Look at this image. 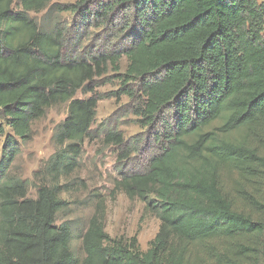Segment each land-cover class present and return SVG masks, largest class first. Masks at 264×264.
<instances>
[{
    "label": "trees",
    "instance_id": "trees-1",
    "mask_svg": "<svg viewBox=\"0 0 264 264\" xmlns=\"http://www.w3.org/2000/svg\"><path fill=\"white\" fill-rule=\"evenodd\" d=\"M0 0V264H262L264 262V8L256 0ZM30 13L41 14L39 21ZM72 17L65 26L62 15ZM88 34H94L83 46ZM121 59L124 74H118ZM108 73L113 98L142 100L158 128L144 172L114 183L159 221L150 248L111 240L92 221L59 218L63 179L80 165ZM67 104L56 151L27 181L10 176L19 143ZM217 124V125H216ZM150 130V129H149ZM148 141V142H149ZM106 144H124L119 133ZM127 156L123 155L122 159ZM38 179V177H37Z\"/></svg>",
    "mask_w": 264,
    "mask_h": 264
},
{
    "label": "rangeland",
    "instance_id": "rangeland-1",
    "mask_svg": "<svg viewBox=\"0 0 264 264\" xmlns=\"http://www.w3.org/2000/svg\"><path fill=\"white\" fill-rule=\"evenodd\" d=\"M17 1L14 10L19 8ZM256 1L264 8V0ZM56 2L67 4L74 0ZM29 16L39 21L42 15L30 13ZM71 20L69 14L62 15L65 26H69ZM93 35L88 34L82 45L89 44ZM262 36L264 37V27ZM125 69L126 61L121 59L118 74H124ZM112 76L113 74L108 73L105 79H96L92 85V93L78 92L75 95V99L86 100L94 97L99 101L90 136L82 148L80 165L70 177L62 181L65 186L62 198L67 205L59 218H79L83 230L93 221L111 240L135 238L139 251L145 253L158 232L159 221L147 213L144 214V204L138 200L130 201L122 192L116 190L114 183L121 175L144 172L147 157L153 148L149 139L158 128H144L143 121L135 115L134 111L142 104V100H131L124 96L116 99L111 97L120 88L118 80ZM66 114L67 104L49 108L40 120L32 124L30 141L19 143V154L9 174L27 181L28 198L36 197L37 184L41 182L36 173L56 151L51 137ZM0 126L2 127L1 123ZM2 130L4 133H0V154L7 129ZM109 133H119L124 144H106L104 141ZM123 155L127 158L122 159Z\"/></svg>",
    "mask_w": 264,
    "mask_h": 264
}]
</instances>
